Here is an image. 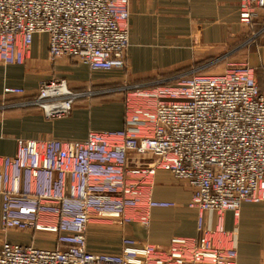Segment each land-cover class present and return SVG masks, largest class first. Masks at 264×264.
Returning a JSON list of instances; mask_svg holds the SVG:
<instances>
[{"label": "built area", "instance_id": "1", "mask_svg": "<svg viewBox=\"0 0 264 264\" xmlns=\"http://www.w3.org/2000/svg\"><path fill=\"white\" fill-rule=\"evenodd\" d=\"M128 20L129 0H0V63H24L34 35L46 34L52 59L122 69ZM241 66L180 76L175 95L147 99L149 135L88 131L65 146L52 141V164L39 141L18 138L14 155H0L3 229L47 232L56 246L4 242L0 264H237L224 214L239 217L242 203L264 201V85ZM79 95L54 79L24 104L65 117ZM157 169L188 182L198 237L174 236L165 249L123 237L120 254L87 251L90 222L146 226L152 208L171 205L152 196ZM206 212L215 215L212 227Z\"/></svg>", "mask_w": 264, "mask_h": 264}, {"label": "crops", "instance_id": "2", "mask_svg": "<svg viewBox=\"0 0 264 264\" xmlns=\"http://www.w3.org/2000/svg\"><path fill=\"white\" fill-rule=\"evenodd\" d=\"M128 22L122 69L91 68L64 56L52 59L46 34L34 35L24 63H0V155H14L18 138L31 139L42 144L43 160L52 164L58 149L52 141L65 146V141L84 140L88 131L149 135L152 118L143 107L147 99L172 97L177 91L175 75L194 64H207L243 42L247 43L242 64L264 84V0H129ZM54 79H64L68 88L80 93L65 117L48 118L37 106L24 104L36 96L42 81ZM152 196L171 205L152 208L146 226L137 221L90 222L87 251L120 254L123 237L161 249L174 236L198 237V211L189 206L188 182L157 169ZM214 222V213L206 212L205 226ZM224 227L236 248L237 264H264V201L242 203L239 217L226 211ZM28 232L30 242L12 241L16 232L3 229L0 195V246L4 242L56 246L53 234L43 240L50 245L41 246L35 232Z\"/></svg>", "mask_w": 264, "mask_h": 264}, {"label": "rangeland", "instance_id": "3", "mask_svg": "<svg viewBox=\"0 0 264 264\" xmlns=\"http://www.w3.org/2000/svg\"><path fill=\"white\" fill-rule=\"evenodd\" d=\"M247 32H248L247 34H249V30H247ZM245 43L247 42H243L242 44L240 43L241 45H238L236 47L235 46L230 47L226 49V52L224 53L216 54L214 56L215 60H212L207 64H202V63L194 64L190 69H187L185 72L175 75L174 80L179 76H183L182 78L185 79L187 76H190L192 74L207 77L211 75L222 76L225 75V73L227 72H229L230 74L236 72L239 68L242 67L241 65L245 53L244 49H246V47H244ZM106 223H110V222H106ZM15 232L16 233L13 234L14 236L13 237L11 236L13 238L12 241L30 242L31 233L28 232V230L15 229ZM33 235L37 239V245H41V246L50 245L49 242L43 241V240H47L48 236H50L48 235V233L38 231L35 232Z\"/></svg>", "mask_w": 264, "mask_h": 264}, {"label": "trees", "instance_id": "4", "mask_svg": "<svg viewBox=\"0 0 264 264\" xmlns=\"http://www.w3.org/2000/svg\"><path fill=\"white\" fill-rule=\"evenodd\" d=\"M179 78H180V77H179ZM179 78H176L175 81H177V79H179Z\"/></svg>", "mask_w": 264, "mask_h": 264}]
</instances>
